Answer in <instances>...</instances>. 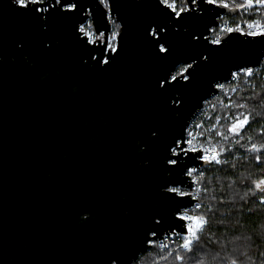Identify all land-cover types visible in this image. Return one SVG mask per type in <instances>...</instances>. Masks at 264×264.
Listing matches in <instances>:
<instances>
[{"label": "water", "instance_id": "1", "mask_svg": "<svg viewBox=\"0 0 264 264\" xmlns=\"http://www.w3.org/2000/svg\"><path fill=\"white\" fill-rule=\"evenodd\" d=\"M54 2L25 10L0 0V264L139 259L181 231L172 217L177 201L185 209L196 202L165 191L179 180L193 187L170 171V148L217 84L262 63L264 35L233 32L212 45L209 28L236 10L204 0H185L192 11L179 19L159 0H107V8L77 0L76 12L40 13L46 22L31 11ZM109 17L121 27L118 50L108 51L110 66H99L90 56L105 41L88 43L76 30L90 18L100 32L109 29ZM158 26L167 29L159 33L167 53L147 34ZM187 64V81L160 87ZM194 155L181 165H208Z\"/></svg>", "mask_w": 264, "mask_h": 264}, {"label": "trees", "instance_id": "2", "mask_svg": "<svg viewBox=\"0 0 264 264\" xmlns=\"http://www.w3.org/2000/svg\"><path fill=\"white\" fill-rule=\"evenodd\" d=\"M176 3L187 7L183 0H176ZM218 3H227L229 8L236 10L234 14L225 15L223 20L264 26V3L259 0L253 6H249L248 0H218ZM113 24L115 30L119 25L120 31V24ZM183 67L185 65L179 66L177 71ZM206 105L209 111L204 119L205 131L228 163L201 168L204 178L200 184L205 191L199 202L214 209V213H209L202 207L199 212L209 216L211 221L199 241L201 250L195 255L185 250L170 255L154 242L137 264H182L177 256L185 257L183 264H199L201 260L204 264H230L232 259L238 260V264H264V203L261 202L264 194L255 186L256 181L264 179V163L258 164L253 158L260 155L264 160V153L250 151L253 144L264 146V62L255 76L242 77L238 83L225 85L217 97L205 102ZM238 115L241 118L250 116L251 123L237 137L228 132V128Z\"/></svg>", "mask_w": 264, "mask_h": 264}, {"label": "snow or ice", "instance_id": "3", "mask_svg": "<svg viewBox=\"0 0 264 264\" xmlns=\"http://www.w3.org/2000/svg\"><path fill=\"white\" fill-rule=\"evenodd\" d=\"M192 4L195 5L197 0H191ZM257 2V0H248L249 6H253L254 3ZM260 3H264V0H259ZM10 3L12 5L17 6L18 9H29L30 6L35 5H43L45 3V0H10ZM100 3L104 5L105 8L108 7V4L105 2V0H100ZM204 3L208 5H215L217 7L222 8H228V4L226 3H218V0H204ZM159 4L163 5L165 8L170 9L171 13L175 15L177 19L181 17L183 13L186 11H192L191 8H186L183 6H178L176 3V0H159ZM50 9H55L60 12H76L78 10V3L77 0H55L54 3L49 4L47 7H32L31 11L33 14L37 15L38 19H42L45 22L49 19L47 16H40V13H49ZM90 11V10H89ZM110 18V17H109ZM86 23V22H85ZM159 31H157L156 27H152L148 30L147 34L155 39H157V47L159 48V51L162 53H167L168 48L165 47L163 42H159V33L166 32L167 29L163 26H158ZM91 25L88 26V29L85 28L84 24H81L77 28L78 33H82L84 37H87V42L96 44L97 39H94L93 37H99L100 39H103L105 41L104 47L98 49L100 52V55L97 57L95 55L90 56V59L95 60L97 62V65L99 66H110L111 64V58L107 55L108 51L110 50L112 53H115L118 49L114 47L111 43L108 42V39L104 36L103 33L100 32L99 28L95 30V32L90 31ZM115 31L111 32V41L115 42L117 41L118 37H120L119 32V25L116 26ZM229 33L236 31L237 29L228 28L226 29ZM215 31L214 28H209V32ZM221 31H224L222 29ZM245 35H264V29H262L259 32L252 31L248 33H244ZM193 39H200L199 36H193ZM207 39V38H206ZM222 41V37L217 35L215 39H211L209 42L212 45H220ZM20 47H23V45H19ZM48 47H51V45H48ZM201 59L208 60L207 56H203ZM86 64L87 61H84ZM193 67L192 64H187L185 67L181 68L179 71H177L175 74H170L169 76L164 77L163 82L160 84L161 88H165L166 84H171L173 82H178L180 79H183L184 81H187L190 78L191 73H189V69ZM254 74V69L252 67H239L235 72H232L231 78L233 80L239 79L242 75L251 77ZM217 88H223L224 85L217 84ZM172 103L175 105L177 103L176 100H173ZM238 107H243V105H238ZM251 123L250 116H236L234 118V122H232L228 128V132L232 133L234 136H239L246 127H248ZM200 127H203L200 125ZM153 136H156L157 133L155 130L152 132ZM221 137L227 139L224 135V133H218ZM175 146L170 148L171 156L167 159V165L171 166L170 171H179L182 176L184 177H193L196 176V179L192 180V184H199L201 183V180L204 178V172L200 167L197 166H189L188 162L185 161L184 165H181V160L184 159L188 155V153H195L196 155L192 156L190 159L193 161H202L204 164L208 165H222L228 163L226 159H222L223 153H221L218 149L217 150H210L207 148H198L192 145V140L188 138H180L174 141ZM184 145H189L190 147H184ZM225 152L228 151V149L224 150ZM250 151L254 153H264V146L257 147L255 144L252 145ZM258 164L264 163V160H262L260 155H256L253 157ZM174 184L177 186H171L166 187L165 191L168 193H172L177 197L184 198V197H193V193L184 191L179 185H183L184 181H174ZM256 188L259 190L261 194H264V179L258 180L255 182ZM200 191H205V189L201 188ZM220 191H223L221 189ZM253 196L256 195V193H252ZM195 199L199 200V197H194ZM262 203H264V198L261 200ZM223 204H229V201H221ZM186 206H181V201H177V206L174 208L172 217L174 220L180 221V232H176L175 235L179 236L183 243L180 245L181 249L185 250L187 253H192L195 255L196 252L200 251V245L199 241L201 239V236L205 229H208L210 227V217L209 216H199V215H190L189 213L192 211L191 208H188V210H185ZM201 207H205V210L209 213H214V209L211 207H206L202 204H197L196 209L199 210ZM89 217L87 215H82L81 220L82 221H88ZM162 219V218H161ZM187 221V223H184ZM156 224H160V219H155L154 221ZM152 237H155L157 233L155 231H152L150 233ZM149 243H152V241H148ZM223 248V246H221ZM177 259H179L182 264L185 260L184 256H177ZM138 257L133 254L130 256L127 261H125L124 258H122L120 255H116L114 258L110 259V264H137ZM199 264H204V261H199ZM230 264H238V260L232 259Z\"/></svg>", "mask_w": 264, "mask_h": 264}, {"label": "built area", "instance_id": "4", "mask_svg": "<svg viewBox=\"0 0 264 264\" xmlns=\"http://www.w3.org/2000/svg\"><path fill=\"white\" fill-rule=\"evenodd\" d=\"M223 17L221 18L218 26L214 27L215 31L211 32V39H215L217 35H219L223 38L225 35L229 34V32L226 30L228 28L237 29L236 31H233V32H240L242 34L252 32V31L259 32L262 29H264L263 25H256V24L248 23L246 21L230 22L227 20H223ZM222 29H224V31H221ZM233 32H231V33H233ZM250 36H253V35H250ZM263 62H264V60L262 61V63L258 67L253 68L254 69L253 76H255L257 74V71L260 69V66L263 64ZM253 76H251V77H253ZM242 77H247V76L242 75L237 80H233L232 78H230V80L228 82L222 83V85H224V87L222 89L218 88V94L212 98L217 97L220 94V92H222L224 90L225 85L238 83ZM208 111H209V106H207V105L205 106V103H204L203 108L197 113V115L190 122V124L187 128L186 138L192 140L191 146H195V147L202 148V149L207 148L210 150H217L218 149L220 151L218 145L212 141V139L210 138L207 131H205L206 129H205L204 119L207 116ZM200 125H202L203 127H200ZM185 147H190V146L185 145ZM221 158L224 159L223 156ZM191 178H192V180H194V179H196V176L194 175ZM200 189H201L200 183L199 184H193V187L190 190L182 188V190H184V191H188V192L193 193V198L194 197H200V195L202 193V191H200ZM197 204H201V203L199 202V200L196 199V202L194 203V205L190 207L192 209V211L189 213L190 215L202 216L199 213L201 211L202 207L199 210H197L196 209ZM185 210L187 211L188 208ZM185 222L187 223V221H185ZM156 242L158 244V247L161 250L168 251L170 255L178 252L179 250H183L180 247V245L183 243V240L179 236H176L175 234L169 235V236H164L162 240H158Z\"/></svg>", "mask_w": 264, "mask_h": 264}, {"label": "flooded vegetation", "instance_id": "5", "mask_svg": "<svg viewBox=\"0 0 264 264\" xmlns=\"http://www.w3.org/2000/svg\"><path fill=\"white\" fill-rule=\"evenodd\" d=\"M183 1L185 2V0H183ZM105 2L108 4L107 0H105ZM109 20H110L109 21V25H110L109 29L103 30V31H101V33H103L104 36L108 39V42L112 44L113 41H111V38L110 37H111V32L112 31H115V29H114V26L115 25L113 23L116 22V20L111 19V18ZM89 25H91V29H89V30L92 31V32H95L96 29H95V26L93 24L92 18L88 19L86 21V23L84 24V26H85L86 29H88V26ZM94 39H97V42H104L103 39H100L99 37H96V36H94Z\"/></svg>", "mask_w": 264, "mask_h": 264}, {"label": "rangeland", "instance_id": "6", "mask_svg": "<svg viewBox=\"0 0 264 264\" xmlns=\"http://www.w3.org/2000/svg\"><path fill=\"white\" fill-rule=\"evenodd\" d=\"M112 43H115L114 47H116V43H117V41H115V42H112Z\"/></svg>", "mask_w": 264, "mask_h": 264}]
</instances>
